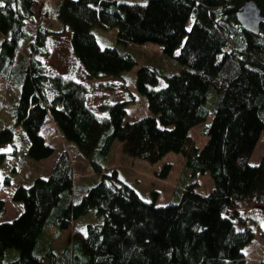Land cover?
<instances>
[{
  "label": "trees",
  "instance_id": "obj_1",
  "mask_svg": "<svg viewBox=\"0 0 264 264\" xmlns=\"http://www.w3.org/2000/svg\"><path fill=\"white\" fill-rule=\"evenodd\" d=\"M0 1V74L19 85L13 110L28 137V155L39 160L54 151L40 131L49 116L100 173L76 199L64 148L47 176L17 185L12 199L23 209L0 221V264H243V248L254 232L242 211L264 200V155L248 162L264 133V18L255 34L236 18L245 0H62L59 13L72 27V52L88 77L130 69V42L159 43L175 61V71L152 62L138 67L136 88L152 113L124 123L128 100L106 104V112L98 113L87 104L81 81L44 70L38 54L49 27L38 24L28 53L14 61L7 45L13 41L17 48L29 38L25 20L51 19L42 0ZM255 1L264 15V0ZM92 25L116 26L120 47L101 46ZM136 50L147 61L157 54ZM161 76L166 84L152 86ZM210 112L203 128L207 140L199 148L188 129ZM12 138L11 127L0 129V143ZM115 139L125 153L149 162L168 151L181 153L193 176L209 172L211 190L202 194L188 181L179 187L177 202L157 205L142 198L114 166L102 167ZM170 169L165 163L157 175L166 177ZM3 207L0 198V213ZM92 207L101 221L76 227L73 221ZM69 226L68 239L54 246Z\"/></svg>",
  "mask_w": 264,
  "mask_h": 264
},
{
  "label": "rangeland",
  "instance_id": "obj_2",
  "mask_svg": "<svg viewBox=\"0 0 264 264\" xmlns=\"http://www.w3.org/2000/svg\"><path fill=\"white\" fill-rule=\"evenodd\" d=\"M126 2L143 3L145 0H123ZM62 0H42L43 9L48 11L50 23L45 18L40 21V16H31L25 20V27L30 33L29 38L23 41L20 46H15L11 41L8 45V52L13 55L14 61H18L28 53V41L34 36L38 24L49 27L52 31L47 35L45 46L38 54L44 70L50 74L61 73L65 76L81 81L86 88V102L98 113L106 112V104L116 100H128L126 115L123 122H130L144 115L152 113L147 104L145 94L136 88V71L141 64L156 63L157 66L167 71H175L176 63L172 57L166 56L162 45L156 42L147 41L144 43H128L130 48L126 52L135 58L134 65L116 75H100L88 77L81 63L72 52L71 38L72 27L64 21L59 13V6ZM1 3V1H0ZM189 22V21H188ZM91 31L95 34L101 46H119L117 40V27H102L92 25ZM4 35L0 32V46L4 44ZM152 57L154 61H147L139 51ZM155 53V54H154ZM152 62V63H150ZM166 84L164 76L152 86L159 87ZM19 92L18 83L5 82L0 74V129L4 126L11 127L13 138L11 141L0 143V198L4 199V207L0 213V221L11 220L20 210L23 203L12 199V193L19 184L28 185L36 176H47L55 159L61 149L69 151L74 171V197L78 199L87 187L100 179V173L94 170L91 162L79 150L76 143L62 137L59 129L48 116L41 126L40 131L46 142L54 146V151L47 157L35 159L28 155V137L22 125L16 121L13 110V102L16 101ZM210 112L205 120L193 124L188 129V134L195 144L201 148L206 140L207 134L203 128L211 121ZM264 155V133H260L258 140L248 158L251 164L257 163ZM165 163L171 164V169L166 177L157 175ZM117 169L119 177L130 184L146 200H154L155 204L163 205L177 202L180 197V186L188 181L196 183V191L206 194L212 186L213 181L208 171L204 173L191 174V169L186 167L185 157L181 153L168 151L159 160L149 162L138 156L127 154L122 149V141L115 139L110 151L102 160L103 169L109 170L112 167ZM8 178V181H6ZM242 213L247 217V222L253 228L254 236L244 248L243 264H259L264 259V200L260 203H249ZM102 216L95 208H90L86 213L81 214L77 221H73L76 227H83L87 222H99ZM71 226L63 229L53 241L54 246H61L71 234ZM44 264H47L45 261Z\"/></svg>",
  "mask_w": 264,
  "mask_h": 264
},
{
  "label": "water",
  "instance_id": "obj_3",
  "mask_svg": "<svg viewBox=\"0 0 264 264\" xmlns=\"http://www.w3.org/2000/svg\"><path fill=\"white\" fill-rule=\"evenodd\" d=\"M241 27L252 33H259L264 15L255 0H245L236 10Z\"/></svg>",
  "mask_w": 264,
  "mask_h": 264
},
{
  "label": "crops",
  "instance_id": "obj_4",
  "mask_svg": "<svg viewBox=\"0 0 264 264\" xmlns=\"http://www.w3.org/2000/svg\"><path fill=\"white\" fill-rule=\"evenodd\" d=\"M62 150V149H61ZM21 211V210H20Z\"/></svg>",
  "mask_w": 264,
  "mask_h": 264
},
{
  "label": "bare ground",
  "instance_id": "obj_5",
  "mask_svg": "<svg viewBox=\"0 0 264 264\" xmlns=\"http://www.w3.org/2000/svg\"><path fill=\"white\" fill-rule=\"evenodd\" d=\"M264 21V20H263Z\"/></svg>",
  "mask_w": 264,
  "mask_h": 264
}]
</instances>
